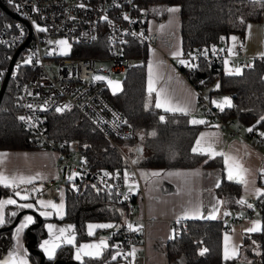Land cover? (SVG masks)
Here are the masks:
<instances>
[{
  "label": "trees",
  "instance_id": "1",
  "mask_svg": "<svg viewBox=\"0 0 264 264\" xmlns=\"http://www.w3.org/2000/svg\"><path fill=\"white\" fill-rule=\"evenodd\" d=\"M149 16L160 19L163 9L177 4L179 9V32L181 55L186 57L196 47L223 40L230 34L243 35L246 23L261 21L264 37V0H135ZM159 8V10H158ZM243 20V23H241ZM105 47L103 34L86 44H74L75 55H96L94 48ZM135 51L140 53L135 43ZM138 62L131 64L122 74L119 91L108 92L109 99L126 116V124L132 136L126 140L139 142L141 152L138 166L190 167L217 166L222 168L220 154L209 156L204 152L192 151L195 135L204 123L192 124V116L180 112H167L156 108L153 96L144 87L146 52ZM188 66L180 69L191 81L205 86L217 79V91L229 95L232 107L220 111L219 118L233 117L237 121L264 130V58L255 56L251 64L241 69V74H229L216 63L204 59L187 60ZM13 88L7 83L0 97V148L46 147L35 141V133L26 129L18 119V109L13 105ZM147 105V107H146ZM163 116L162 121L160 117ZM209 119V118H208ZM211 120V119H210ZM47 136L75 141L92 168L110 172L123 171L124 160L118 150L73 108L63 112H47L43 121ZM155 132V135L151 133ZM138 134L140 137L138 138ZM64 211L60 217L72 223L74 243H61L52 258L43 254L39 242L45 236L44 217L32 208H22L18 203L5 204L3 223H0V256L10 242L13 212L30 211L32 223L23 231L27 257L31 264H129V261L114 254V248L106 247L97 256L74 258L75 244L92 236L87 232L89 222H122L126 217L125 203L115 195L112 188L92 185L85 179L65 180L63 185ZM12 190L0 185V194ZM214 192L220 200L222 215L216 218H183L172 222V231L166 240L165 251L168 261L175 264H264V194L254 198L260 227L258 231L244 232L236 256L225 260L221 255L222 233L229 229V210L244 207L241 200L240 182L221 175ZM34 195V194H33ZM33 195L32 198H33ZM249 209V208H248ZM252 209V207H251ZM249 209L247 216L251 215ZM18 216V217H19ZM18 219V218H17ZM103 228V227H102ZM122 228L119 229V235ZM122 237V236H121ZM123 239V238H122ZM207 249L203 255L201 251ZM116 259H112L113 257Z\"/></svg>",
  "mask_w": 264,
  "mask_h": 264
},
{
  "label": "built area",
  "instance_id": "2",
  "mask_svg": "<svg viewBox=\"0 0 264 264\" xmlns=\"http://www.w3.org/2000/svg\"><path fill=\"white\" fill-rule=\"evenodd\" d=\"M149 17L135 0H0V85L7 72L2 92L8 83L13 88V105L18 109V119L25 118L19 119L21 124L35 133V141L59 153L57 166L65 171L53 178L55 188H60L65 180L85 179L92 185L112 188L125 203L126 217L114 224L108 246L114 248L116 256L129 263L133 255L128 254L133 250L136 256L143 254L145 240V218L137 215L141 210L138 197L142 196V183L136 161L141 147L130 148L126 142L133 133L126 124L125 113L108 97L112 89L108 82L112 73L123 74L131 65L130 60L138 59L142 50L146 52L147 47L157 40L158 33L148 27ZM37 27L45 31H38ZM99 34L105 37V47L94 48L98 54H73L74 44L89 43ZM54 35L67 37V51L63 55L60 44L52 39ZM132 43L139 47V54ZM29 58L30 62L24 63ZM199 58L208 64L216 63L222 69L228 67L224 69L228 72L251 64L242 43L228 48L223 40L196 47L183 57L186 62L188 59L195 62ZM177 66L180 69L184 65L178 63ZM192 84L198 90V103L203 115L221 127L234 120L233 117L219 118L221 109L210 105L201 95L197 80ZM57 108L63 111L73 108L79 112L121 154L125 163L123 171L92 168L80 150L69 148V141L65 138L47 136L42 123L47 112H63H58ZM239 128L238 124L229 130L238 133ZM250 128L252 131H248ZM261 133L248 125L243 137L262 147L258 166L264 171V136ZM124 169L130 172L127 179L137 183V193L124 188ZM245 204L247 210L243 217H248L249 209L256 205L252 199L246 200ZM129 224L139 230H130ZM120 228L122 232L117 238ZM169 264L175 263L170 261Z\"/></svg>",
  "mask_w": 264,
  "mask_h": 264
},
{
  "label": "crops",
  "instance_id": "3",
  "mask_svg": "<svg viewBox=\"0 0 264 264\" xmlns=\"http://www.w3.org/2000/svg\"><path fill=\"white\" fill-rule=\"evenodd\" d=\"M173 7L179 8L177 4H170L160 10L158 8L159 11L163 9V17L156 19L155 16H150L148 19V27L158 33V38L146 49L144 87L149 94V63L153 62L152 87L155 91L150 95L153 96L154 104H156V93L161 92V102L167 107L189 105L188 114L192 116V119L205 121V125L200 127L195 135L192 148L203 149L201 152L209 156L220 154L222 168L217 166L137 167V174L142 183V196L138 197L141 210L137 215H143L145 218L143 254L135 256L136 262L140 264H169L165 244L172 231V222L185 217L216 218L222 215L220 200L214 192V187L218 184L221 175L228 177L229 170L233 172L234 176L237 166H242L246 170L233 179L245 181V183H240L241 200H254L258 196L257 189L261 193L264 192V185L261 184L260 179L262 169L258 166V161L263 153L262 147L253 145L243 137L244 128L240 127L238 133H232L229 128L235 127L233 122L221 127L217 122L203 115L198 105V90L184 72L178 69L177 64L183 58L180 44L179 12L169 13L167 11L168 8ZM223 41L227 44V37L223 38ZM173 53L180 55L174 56ZM208 99L211 100L209 95ZM210 104L214 106L212 103ZM160 109L165 111L164 107ZM197 140L200 141L199 145H197ZM58 159L59 153L48 147L0 148V174L10 177L8 183L11 186L8 187L12 190L7 194H0V201L13 199L19 205L31 204V208L39 215L42 212L50 213V215H41L44 217L46 233L40 240L39 246L44 241H49V245L46 247H52L68 243V240L74 243L75 240L72 223L60 219L64 211L63 188L62 186L55 188V183L52 181L54 177L65 171L57 166ZM144 173L148 175H142ZM152 173H159V175H152ZM11 178H16V183H12ZM21 178L24 181L22 183L20 182ZM29 180L30 183L27 182ZM134 184L133 191L136 192L137 183ZM0 185L5 184L0 183ZM17 192L20 195H17ZM22 196H26L27 199H22ZM40 201L44 203L42 204ZM49 202L57 207H51ZM4 205L0 210L3 215ZM61 205L62 207H60ZM214 207L216 208L215 212H213ZM246 210L247 207L244 206L228 215V217L231 216V219L228 220L229 229L223 232L221 237L220 249L223 258L226 243L228 253L233 258L238 252L244 232H249L247 229L253 227L254 224L258 229L260 227V220L254 218L255 215H258L257 209L252 207L251 215L243 217ZM26 216L34 219V215L30 211L20 214L13 225L10 244L3 253L4 256L0 257V264H18L21 260L31 264L23 239L25 228L18 234L16 231ZM235 218L238 220H234ZM99 223L89 222L87 224V232H91L92 236L75 244V259L81 245L99 246L100 242L104 241L103 247L82 249L81 258L84 256V252L102 253L108 247V238L99 234L102 227L89 229V225H102ZM48 225L53 226L51 230L47 227ZM61 229L64 231L61 232ZM226 236L228 237L227 241L225 240ZM41 250L44 255L48 256L44 249L41 248ZM92 264L104 263L101 261Z\"/></svg>",
  "mask_w": 264,
  "mask_h": 264
},
{
  "label": "snow or ice",
  "instance_id": "4",
  "mask_svg": "<svg viewBox=\"0 0 264 264\" xmlns=\"http://www.w3.org/2000/svg\"><path fill=\"white\" fill-rule=\"evenodd\" d=\"M10 2H11V0H10ZM167 11H168L169 13H175V12H178L179 9L173 7V8H168ZM125 19H127V17H125ZM241 23H243V20H241ZM162 27H163V26H162ZM248 27L251 28V25H248ZM37 30H38V31H45V29H43V28H39V27H37ZM232 39H233V41L237 40L236 37H232ZM50 43H51V42H50ZM56 43H58V44H65L66 42H65V41H57ZM49 54H51V53H49ZM173 55H174V56H178V55H180V54H179V53H173ZM262 58H264V54H262ZM28 62H30V58H29V60H25V61H24V63H28ZM179 62H180L181 64H186V63H187V62L184 61V60H180ZM225 63L227 64V61H226ZM153 69H154V64H153V62H150V63H149V87H148L149 94H151L153 91H155V89L152 87V84H153ZM229 74L239 75V74H241V69H240V68H236L234 73H229ZM96 79H104V77H96ZM109 84H112V81H109ZM116 91H119V85H118V84H117V85L114 87V89H113L114 94H115ZM161 95H162L161 92H157V93H156V104H155L156 108L164 107V108H165V111H171V112H174V113H175V112H180V113H184V114H187V113H188V111H189V105H185V106H183V107H180V106H176V107H167L164 103L161 102ZM213 103H215L216 106H217L218 108H220L222 111L224 110L225 107H232L231 101H230V99L227 98V97L224 98V100H223L222 103H217L216 101H213ZM29 107H31V106H29ZM146 107H147V105H146ZM56 110H57L58 112L63 111L62 108H57ZM19 119L24 120L25 118H24V117H20ZM160 119L163 121V120H164V117L161 116ZM261 120H264V117H261ZM191 123H192V124L205 123V121H203V120H195V119H194V120L191 121ZM248 131H252V129L250 128V129H248ZM151 135L154 136V135H155V132L151 133ZM202 135H203V134H202ZM261 135L264 136V133H261ZM199 144H200V141L197 140V145H199ZM209 148H211V145H209ZM137 151H139V150H137ZM192 151L195 153V152H198V151H203V149H200V148H198V147H194V148L192 149ZM226 159H227V157H226ZM134 163H135V161H134ZM244 171H246V170H245L242 166H237V172H236L235 176H234L233 172H232L231 170H229L228 179H229V180H233L234 178H236V176H239V174H240L241 172H244ZM142 175L147 176L148 174L144 173V174H142ZM152 175H159V173H152ZM126 176H127V174H126ZM9 179H10L9 176H4V175L0 174V183H4L5 186H11V184L8 183ZM11 182H12V183H16V178H11ZM20 182H21V183L24 182L22 178L20 179ZM27 182L30 183L31 181L29 180V181H27ZM238 182H240V183H245L244 180H238ZM256 191H257V195H262V194H264V193H261V191H260L259 189H257ZM16 194H17V195H20L19 192H17ZM21 198H22V199H27L26 196H22ZM238 202H239V203H245V201H243V200H240V201H238ZM40 203L43 204L44 202H43V201H40ZM4 204H16V201L13 200V199H8V200H5V201H0V210H2ZM49 204H50L51 207H53V208H56V207H57V205L51 204V202H49ZM19 206L22 207V208H31V207H32L31 204H22V205H19ZM248 206L251 207V205H248ZM60 207H62V205H61ZM215 211H216V208L214 207V208H213V212H215ZM12 215L15 216L16 213L13 212ZM41 215H50V213H43V212H42ZM185 218H187V217H185ZM0 223H3V214H2V211H0ZM30 223H32V218L29 217V216H26V217L24 218V221H23V222L20 224V226L17 228V230H16V231H17V234H18L19 232H21L25 227H27V225L30 224ZM47 227L51 230L53 226H52V225H48ZM94 227H108V228H111V227H113V225H111V224H104V225H89V229H92V228H94ZM128 228H129L130 230H133V231H137V230H139L138 227H137V228H134L132 224H129V225H128ZM258 230H259V229H258V227H256L255 224L253 225V227L247 229V231H249V232L258 231ZM60 231L63 232L64 230L61 229ZM90 234H91V232H90ZM227 239H228V237L226 236V237H225V240L227 241ZM67 242H68V243H71L72 241H71V240H68ZM46 245H49V241H44V242L40 245V247H41L42 249H44L45 253H46V254L49 256V258L51 259L52 256H53V254H54V249H55V247H58V245H53L52 247H46ZM103 246H104V241H101L99 246H95V245H92V246L81 245L80 248L77 250L76 259H77V260H80V259H81V250L84 249L85 247H103ZM134 251H135V250H133V252L129 253L128 255H134ZM206 251H207V249H204V250L201 251L200 254L203 255L204 252H206ZM100 254H101L100 252H95V253H92V252H84V253H83L84 256H92V257H97V256H99ZM224 258H225V260L231 258L230 255H229V253H228V245H227V243L225 244V254H224ZM112 259H116V257L114 256ZM18 264H27V261L21 260V261L18 262Z\"/></svg>",
  "mask_w": 264,
  "mask_h": 264
},
{
  "label": "rangeland",
  "instance_id": "5",
  "mask_svg": "<svg viewBox=\"0 0 264 264\" xmlns=\"http://www.w3.org/2000/svg\"><path fill=\"white\" fill-rule=\"evenodd\" d=\"M248 25H251V28H249ZM232 37H236L237 40L233 41ZM52 39L54 41H56V42L57 41H65V42L67 41V37H65L63 35H54V36H52ZM237 43H242V45L244 46V53L247 56H249V58H250L249 60L250 61H252V59L255 56H259V55L264 54V37H263L261 21H249V22H247L244 34L242 36L241 35H237V34H231V35H229V37H227V46H228V48L234 47ZM60 50L63 52V53H61L63 55L64 52L67 51V46L65 44H60ZM138 60L139 59H137V58H133L130 61H131V64H133V63L138 62ZM180 60L186 61L183 58H181ZM183 65L184 66H188L187 63L183 64ZM227 68L228 67H224V69H227ZM121 77H122V74H120V73H112L110 75L109 81H112V84H109V82H108V84L112 88L111 90H113L114 87L117 84L119 85V81L121 80ZM217 87H218L217 79H214L208 85H205V86L201 87V95L203 97H206L208 103L209 104L212 103L215 107H217V106H216L215 103H213V101H216L217 103H222L225 97L229 98L228 94L218 92L217 91ZM208 95L210 96L211 100L208 99ZM198 105H199V109L201 110L199 103H198ZM232 122L235 124L234 126L239 124L241 129L242 128L246 129L248 127L247 124H243V123L237 121L236 119H234ZM259 130L262 133H264V130H262L260 128H259ZM139 137H140V134H138V138ZM138 145H140L139 142L135 141L132 144H130L129 147L130 148H134L135 146H138ZM69 148L71 150L79 151V148L77 147V143L75 141H70L69 142ZM136 167H138V165H136ZM129 173L130 172L127 169H124V177H125V179H124V188L134 189L135 188V186H134L135 184L127 179V176L129 175ZM126 174H127V176H126ZM260 179L262 181L261 184L264 185V171H261ZM235 210L236 209L229 210L228 213H233L232 211H235ZM254 218L259 219V216L255 215ZM98 222H100L99 224H102V225L111 224L114 227V223L112 224V223L101 222V221H98ZM113 227H111V228H108V227L100 228L99 234H101L103 236H106V238H108L110 236V233H111ZM12 228H13V226H12ZM12 228H11V231H12ZM10 241H11V233H10ZM9 244H10V242H9ZM107 245H110V243L108 241H107ZM2 256H4V254L1 255L0 257H2ZM135 256L136 255L132 256L131 263H129V264H140V263L136 262ZM122 262L125 264V262L123 260H122Z\"/></svg>",
  "mask_w": 264,
  "mask_h": 264
},
{
  "label": "water",
  "instance_id": "6",
  "mask_svg": "<svg viewBox=\"0 0 264 264\" xmlns=\"http://www.w3.org/2000/svg\"><path fill=\"white\" fill-rule=\"evenodd\" d=\"M2 6H3V8H4L5 10L8 11V9H7L4 5H2ZM18 48H19V47H18ZM18 48H17V50H18ZM17 50H15V52L13 53V55H12L10 61H9V64H8V68L10 67L11 62H12V59H13L14 55L16 54V51H17ZM6 76H7V72L5 73V76H4V78H3L2 82H1V85H0V95H1V92H2L3 87H4V83H5ZM18 216H19V212L16 213L15 218H14V220L12 221L11 225H14V224H15V222H16Z\"/></svg>",
  "mask_w": 264,
  "mask_h": 264
}]
</instances>
